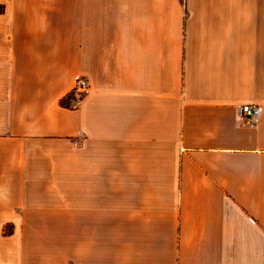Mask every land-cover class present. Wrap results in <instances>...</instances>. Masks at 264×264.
Here are the masks:
<instances>
[{"label": "crops", "instance_id": "crops-1", "mask_svg": "<svg viewBox=\"0 0 264 264\" xmlns=\"http://www.w3.org/2000/svg\"><path fill=\"white\" fill-rule=\"evenodd\" d=\"M0 197H71L0 264H264V0H0Z\"/></svg>", "mask_w": 264, "mask_h": 264}, {"label": "rangeland", "instance_id": "rangeland-1", "mask_svg": "<svg viewBox=\"0 0 264 264\" xmlns=\"http://www.w3.org/2000/svg\"><path fill=\"white\" fill-rule=\"evenodd\" d=\"M70 209L71 197H0V240H7L16 224L70 225Z\"/></svg>", "mask_w": 264, "mask_h": 264}, {"label": "built area", "instance_id": "built-area-1", "mask_svg": "<svg viewBox=\"0 0 264 264\" xmlns=\"http://www.w3.org/2000/svg\"><path fill=\"white\" fill-rule=\"evenodd\" d=\"M90 91L91 88L88 81L84 78H79L66 98L69 97L70 106L75 107ZM238 112L248 125L254 127L259 121L263 108L259 105L244 104L238 106Z\"/></svg>", "mask_w": 264, "mask_h": 264}, {"label": "trees", "instance_id": "trees-1", "mask_svg": "<svg viewBox=\"0 0 264 264\" xmlns=\"http://www.w3.org/2000/svg\"><path fill=\"white\" fill-rule=\"evenodd\" d=\"M69 101H70V98H69V97H68V98H65V99H63V100L61 101V104H62L64 107L69 108V107H71L70 104H69Z\"/></svg>", "mask_w": 264, "mask_h": 264}]
</instances>
